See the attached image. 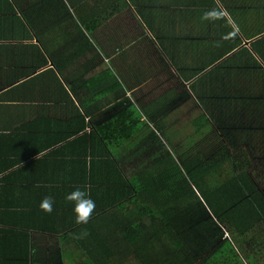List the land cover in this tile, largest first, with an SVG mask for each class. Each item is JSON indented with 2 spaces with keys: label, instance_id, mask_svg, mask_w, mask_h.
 Masks as SVG:
<instances>
[{
  "label": "crops",
  "instance_id": "0c3cea01",
  "mask_svg": "<svg viewBox=\"0 0 264 264\" xmlns=\"http://www.w3.org/2000/svg\"><path fill=\"white\" fill-rule=\"evenodd\" d=\"M64 4L65 8L59 6L57 13L52 9L49 14L53 19L48 20L70 31L62 36L66 43L64 52H81L80 67L94 55L100 57L101 63L100 66L91 60L95 70L112 63L126 90L105 93L109 90L103 83L91 92L83 83L74 86L75 92L70 89L71 68L54 69L61 83L51 84L45 78L40 83L36 78L50 65L26 71L32 67L30 60L19 62L17 54L10 58L0 49V135L12 134L9 138L0 136V264H64L65 249L70 252L77 242L85 241L96 231L117 233L127 224L119 197L91 198L96 207L86 224L76 223L75 204L65 199L76 188L89 192L93 187L87 166L91 158L83 140H90L97 124L109 116L113 101L129 99L140 109L163 104L160 116L173 115L181 110V106L171 110L173 104L185 105L187 101H195V108L206 109L198 99H206L210 85L221 83L223 87L229 76V86L204 101L217 98V103L229 102L231 108L233 101H264V0H79L78 7ZM106 4L112 14L96 24ZM28 6L22 8L17 1L0 4V10L6 11L1 12V17L8 19L5 27L12 22L9 15H22L21 10ZM214 8L226 10L224 18L233 32L224 34L219 29L226 25L224 18L201 19L204 12ZM64 10L63 17L57 16ZM78 15L93 19L95 27L91 33L78 26L82 23ZM24 40V36L0 38V42ZM77 41H82L80 48ZM86 41L94 49L83 52ZM234 54L233 66L230 59ZM208 56L213 57L211 65H205ZM193 86L197 90L203 87L198 98L192 92ZM79 98L94 102L91 107L79 106ZM61 101H74L79 107L70 108L77 112L61 109ZM93 108L100 112L89 114ZM231 122L233 125L227 127L231 131L236 127L242 130L234 119ZM244 145L256 170L263 171V177L258 179L263 186L264 140L243 139L238 147ZM46 196L55 201L50 214L40 208ZM108 204L111 205L106 207ZM85 232L87 235L83 236ZM21 236L30 242H23ZM11 248L16 261L7 256Z\"/></svg>",
  "mask_w": 264,
  "mask_h": 264
},
{
  "label": "trees",
  "instance_id": "16d2710c",
  "mask_svg": "<svg viewBox=\"0 0 264 264\" xmlns=\"http://www.w3.org/2000/svg\"><path fill=\"white\" fill-rule=\"evenodd\" d=\"M12 1H17L22 8L28 6L23 3L30 5L21 10L22 15L8 16L12 22L7 27L6 24L0 26V38L10 40L24 36L25 40L0 42V49L10 58L17 54L19 62L30 60L34 68L26 71L50 65L36 78L40 83L43 78L51 84L61 83L54 69L71 68L73 87L70 89L73 91L74 86L83 83L91 92L103 83L109 90L105 93L126 90L112 63L95 70V62L101 63L100 57L94 55L80 67L81 52H64L66 43L62 36L70 31L58 22L55 26L49 22L53 19L49 13L52 9L57 13L59 6L65 8L64 3L78 7L79 0H36L32 3L27 2L31 0H0V4ZM50 6L53 7L50 9ZM109 7L106 4L99 12L100 20L96 24L111 16ZM64 15L65 10L57 16ZM79 17L82 23L78 26L91 33V28L95 27L93 19ZM225 21V26L215 25L224 34L229 33L227 29L233 32L227 18ZM14 22L17 24L13 25ZM15 33L18 34L15 36ZM77 43L80 48L82 41ZM83 49L86 52L94 47L86 41ZM209 56L205 65L213 62V57ZM91 60H95L93 65ZM230 60L234 66L236 54ZM61 102L60 108L70 113V110L77 112L76 107L82 105L91 107L94 101L77 102L79 106L74 101ZM210 102L199 101L207 110L190 116L172 132L170 124L164 122L167 116L159 115L165 105L153 107L151 104L148 106L152 109H140L129 99L113 101L114 109L111 105L109 116L97 124L91 139H84L83 144L91 158L87 163L93 183L90 197H119L120 211L127 224L117 233L96 231L93 236L85 237V241L77 242L70 252L65 249L64 264H264V185L258 183L263 171L256 170L246 145L238 147L247 137L240 135L242 130L236 127L233 134L231 130L229 135L225 132L237 115L238 109L234 108L237 101H233L232 108L229 102L217 103L214 107H210ZM194 104L198 105L195 101ZM96 112H100L99 108H93L89 114ZM11 135L0 136L9 138ZM234 140L236 145L232 146L229 142ZM209 215L216 217L218 223L210 227L214 234L217 229L220 233L224 229L229 237L220 239L207 252L205 247L200 249L198 240L207 234L210 219L206 217ZM194 233L196 238L191 240ZM21 238L23 242H30L28 238ZM8 252L7 256L16 261L12 256L14 249Z\"/></svg>",
  "mask_w": 264,
  "mask_h": 264
},
{
  "label": "rangeland",
  "instance_id": "374dc122",
  "mask_svg": "<svg viewBox=\"0 0 264 264\" xmlns=\"http://www.w3.org/2000/svg\"><path fill=\"white\" fill-rule=\"evenodd\" d=\"M34 4L37 5L38 3H34ZM0 15H2V13H0ZM7 20L8 19L1 17L0 18V26L3 27L4 24H6ZM227 32H229L228 29H227ZM0 33H2V32H0ZM230 78H231V76L227 77V79H226L227 84H225V86H223V87H222L221 83L213 85V86L210 85L206 99L199 98L198 100L199 101L210 100L211 99L210 95L213 96L216 91H219V90L221 91V89L225 88L226 86H229ZM202 88L197 90L193 86L192 92H195V95L197 98H198L197 93L199 94L200 92L201 93L203 92ZM227 89H229V88H227ZM217 95H218V93H217ZM162 101H165V97L162 99ZM215 103H217V98H216V101L210 102V107H211V105H213ZM173 105H174V107L171 110H174L175 108L179 109L180 106H181V110L174 112L173 115H170V113H168L167 117L164 119L165 123L170 124V127L172 128L171 129L172 132L178 130L179 127L182 126V123H185L190 118V116L198 113L201 110H204V111L207 110V108L203 109L202 107H200L199 109H198V107L195 108L192 101H187V104H185V105H182L181 103H174ZM237 105H238L237 107H234V108L238 109V112H237L236 117L234 118V121L236 124H238L239 126L242 127V131H241L240 135L247 136V137H244L245 140H251V138H254L255 142H257V139H263L264 138V101H237ZM232 125H233V123L231 122L229 126H232ZM229 130H230L229 128H227V129L225 128V132H228ZM233 133L234 132L232 130V134ZM227 135H229V132L227 133ZM238 138H240V137H238ZM151 139L153 140L156 138L151 137ZM174 140H173V144H174ZM229 143L232 146L236 145L235 140L230 141ZM251 149L253 150L252 147H251ZM256 150H257V148H256ZM256 150H255V152H256ZM206 218L210 219L208 221L209 223L207 222V224H208L207 234L205 237H201L198 240V244L200 243V249L203 250V247H205L204 250L206 249V251L208 252L210 247L214 246V244H218L221 241L220 239H224L227 237V232L224 231V229L222 228L223 230L221 229L222 230L221 233H220V230L217 229V233L214 234V231L211 230L210 227L214 225L213 224L214 222L218 225L217 221L215 220L216 217L213 218L209 215ZM202 231H205V229L202 228ZM194 238H196V233H194L190 239L193 240ZM213 239H216V240L214 242H212Z\"/></svg>",
  "mask_w": 264,
  "mask_h": 264
},
{
  "label": "clouds",
  "instance_id": "9594fccd",
  "mask_svg": "<svg viewBox=\"0 0 264 264\" xmlns=\"http://www.w3.org/2000/svg\"><path fill=\"white\" fill-rule=\"evenodd\" d=\"M227 15L226 10H221L219 8H214L204 12L201 17L202 20H217L222 19ZM65 199L70 202H74L75 207L74 211L76 213V223L77 224H86L92 217V213L95 211V202L91 199L89 192L76 188L74 191L69 193ZM55 201L51 196H46L42 199L40 203V208L47 212L52 213L54 210ZM87 233H83V236H86ZM82 238V237H78Z\"/></svg>",
  "mask_w": 264,
  "mask_h": 264
}]
</instances>
